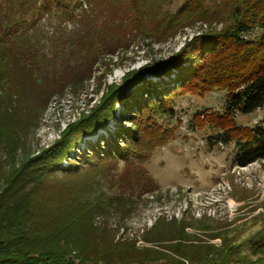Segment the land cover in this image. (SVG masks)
<instances>
[{
	"label": "trees",
	"instance_id": "obj_1",
	"mask_svg": "<svg viewBox=\"0 0 264 264\" xmlns=\"http://www.w3.org/2000/svg\"><path fill=\"white\" fill-rule=\"evenodd\" d=\"M88 2V10L73 14L81 0H0V145L7 160L0 167V264H236V237L211 218L194 224L161 217L143 240L167 251L116 241V234L145 195L160 192L143 164L175 140L176 99L225 92L223 109L198 111L194 129L213 130L209 141L216 146L234 144L238 167L264 160V118L254 127L236 120L264 108V0H185L175 13L164 10L169 0ZM103 13L110 17L100 24ZM196 26L198 35L169 60H155L110 85L100 104L50 147L26 149L23 138L39 126L50 101L90 82L100 64L108 69V56L139 39L168 41ZM147 74L162 84L151 96ZM128 92L126 107L140 105L121 112L131 127L104 139L99 130L115 119ZM95 135L97 143L79 149ZM73 149L78 153L71 158ZM121 163L120 192L105 191ZM257 219L250 253L264 258V213ZM188 229L221 243H205ZM192 240L199 243L184 242Z\"/></svg>",
	"mask_w": 264,
	"mask_h": 264
},
{
	"label": "rangeland",
	"instance_id": "obj_2",
	"mask_svg": "<svg viewBox=\"0 0 264 264\" xmlns=\"http://www.w3.org/2000/svg\"><path fill=\"white\" fill-rule=\"evenodd\" d=\"M81 1L82 6L72 8L73 14L90 8L88 0ZM184 2L185 0H169L164 10L175 13ZM109 17L110 14L107 13L99 14L98 21L102 24ZM42 25H45L44 21ZM66 27L71 31L73 24L68 23ZM46 29L51 30L47 27ZM198 31L199 26L186 28L168 41L149 44L147 41L151 40L139 39L128 49H118L115 54L105 59L107 62L112 61L108 69L100 64L90 82H86L84 86L76 90L67 88L62 96L50 101L43 111L39 126L23 138L26 149L31 153H37L50 147L61 138L65 129L100 104L102 96L110 85H120L126 74L140 71L155 60H169L187 42L198 35ZM146 79L153 85V87L149 86L150 96L160 91L157 87L155 88L156 84L162 85L159 79L151 74H147ZM163 79L168 81L166 77ZM99 83L102 84L101 88L98 86ZM225 100V92H214L204 99L194 96L176 99L178 115L172 123L180 124V126L175 140L155 152L152 158L143 164L158 184L160 192L147 194L139 201L137 211L127 219L125 227L117 231L116 241L130 239L137 241V247L167 251L161 248L162 246L156 247L143 240L146 231L152 229L161 217L168 222L173 219L180 221L184 218L194 224L211 218L224 225L222 229L226 230L225 232L231 238L236 237V244L241 250L236 256L239 257V262L232 261V263L243 264L249 260L264 264V258L254 257L250 253V245L253 244L252 236L261 225L257 217L264 213V160L247 167H238L234 164V144L228 146L211 144L209 138L214 135L213 130L199 131L193 127V118L198 111L205 109L221 111ZM127 102H129V92L125 103L115 107V119L109 121L106 130H99L104 139L110 133H117L121 127L125 129L131 127L127 122L129 119L121 118V112L125 110L133 112L140 105L137 102L138 104L133 107H126ZM263 118L264 108L251 115H238L236 120L241 126L254 127ZM97 137L96 135L85 137L83 142L78 143L79 149L86 150L89 147L87 144L97 143ZM75 150L71 151V158L78 153ZM6 161V153L0 145V167H7ZM66 162L63 164L64 167L67 166ZM123 171L124 164L121 163L104 184L105 191L120 192L117 182ZM111 227L118 229L116 221H112ZM199 230L186 231L205 243L220 245V239L210 241ZM184 242L199 243L193 240ZM169 243L174 242L165 244Z\"/></svg>",
	"mask_w": 264,
	"mask_h": 264
}]
</instances>
